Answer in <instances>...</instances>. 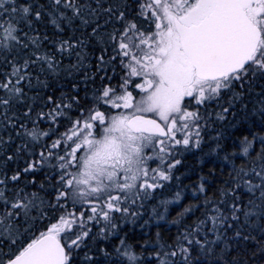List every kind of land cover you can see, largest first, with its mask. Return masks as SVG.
I'll return each instance as SVG.
<instances>
[{
  "label": "snow or ice",
  "instance_id": "obj_1",
  "mask_svg": "<svg viewBox=\"0 0 264 264\" xmlns=\"http://www.w3.org/2000/svg\"><path fill=\"white\" fill-rule=\"evenodd\" d=\"M0 264H264V0H0Z\"/></svg>",
  "mask_w": 264,
  "mask_h": 264
},
{
  "label": "trees",
  "instance_id": "obj_2",
  "mask_svg": "<svg viewBox=\"0 0 264 264\" xmlns=\"http://www.w3.org/2000/svg\"><path fill=\"white\" fill-rule=\"evenodd\" d=\"M80 94H81V96L84 95L83 83H81ZM215 126H216V131L214 132L213 136H215L217 134V132H221V131L223 132L225 137H229L230 135H232V136H239L240 135V131H238L237 128L227 126L225 123L215 124ZM213 127H214V125H212L208 129V135H206L207 137L209 135H211V131H212ZM227 143L230 144L231 140H227ZM210 146H212V141L210 142V139L208 137L206 140V143H204L202 145L203 151L193 150L191 152H188V154H184L183 165H182V167H180V171L177 173V175H181V180H182L183 185H190V184L194 183L198 179V176L200 174L207 175L210 168H216L217 164L223 163L222 160H217L214 155H205V153H207L209 151ZM221 154H222L221 156H223V153H221ZM201 161H203V162H201ZM185 168H187V169H185ZM184 173H187V175L183 176ZM189 174H191V175H189ZM175 190H177V189L173 188L172 190H160V191H158L157 197L160 198L164 194H169L170 196H172V194ZM184 195L186 197H190V191L185 192ZM190 202H192V201L190 199L186 198L181 203L186 205ZM152 203H153V200H150L149 204H148V212H147L148 214H145V217H143V220L148 219L149 215L151 214V206L158 205L159 201L158 202L155 201V204H152ZM176 209H178V211L181 210L180 208H177V206H174L173 210H176ZM176 213L172 217H168L167 220L164 222L163 221L158 222V221H156V219H152L148 225H145L143 228H141L140 225L143 224V220H140V221H137L136 225L128 224L125 226V228H126V230H131L130 235H134L137 238L140 234L148 232L149 236L154 240L156 232L159 231L161 234V238L163 240H169L170 237L175 235L176 226L170 224L168 221H170L172 218H174L176 216ZM156 223H158V225H155ZM153 225H155V227H152Z\"/></svg>",
  "mask_w": 264,
  "mask_h": 264
},
{
  "label": "rangeland",
  "instance_id": "obj_3",
  "mask_svg": "<svg viewBox=\"0 0 264 264\" xmlns=\"http://www.w3.org/2000/svg\"><path fill=\"white\" fill-rule=\"evenodd\" d=\"M219 123H223V122H217L216 124H219ZM216 131V126H215V124H214V127L212 128V131H211V135H209L208 137H210V136H213L214 135V132ZM207 136H205V140H207V138H208ZM210 139V138H209ZM211 141V140H210ZM195 150V149H194ZM185 154H188V152H186ZM157 194H158V192L157 193H155L154 194V198L152 199L153 200V203L152 204H155V201H161V200H165V199H167V197H168V199H170L171 198V196L169 195V194H164L163 196H161L160 198H158L157 197ZM170 196V197H169ZM148 204H149V202H148ZM174 206H176L175 204H170L169 205V209H170V211H169V215H168V217H172L177 211H178V209H176V210H173V207ZM161 212H163V207H161L160 209H159ZM146 214H148V213H146ZM145 217V216H144ZM167 217V218H168ZM167 218H166V220H167ZM143 220V219H142ZM166 220H159V221H166ZM157 221V220H156ZM158 221V222H159ZM155 225H157V223L155 224ZM155 225H153L152 227H155ZM153 232V231H152Z\"/></svg>",
  "mask_w": 264,
  "mask_h": 264
},
{
  "label": "bare ground",
  "instance_id": "obj_4",
  "mask_svg": "<svg viewBox=\"0 0 264 264\" xmlns=\"http://www.w3.org/2000/svg\"><path fill=\"white\" fill-rule=\"evenodd\" d=\"M211 142V141H210ZM222 155V154H221ZM218 162V161H217ZM222 164V163H221ZM185 169H187V168H185ZM183 173V172H182ZM189 175H191V174H189ZM184 176V175H183ZM185 178V177H184ZM185 180V179H184ZM176 189V188H175ZM167 199H168V197H167ZM169 211H170V209H169ZM164 222V221H163ZM157 225H158V223H157ZM138 226V225H137ZM146 228V227H145ZM148 233V232H147Z\"/></svg>",
  "mask_w": 264,
  "mask_h": 264
}]
</instances>
